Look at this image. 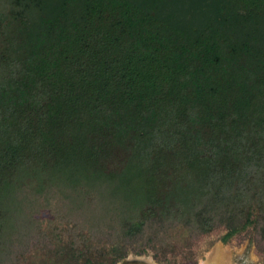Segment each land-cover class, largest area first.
Masks as SVG:
<instances>
[{
	"label": "trees",
	"instance_id": "1",
	"mask_svg": "<svg viewBox=\"0 0 264 264\" xmlns=\"http://www.w3.org/2000/svg\"><path fill=\"white\" fill-rule=\"evenodd\" d=\"M221 227L264 253V0H0V264Z\"/></svg>",
	"mask_w": 264,
	"mask_h": 264
},
{
	"label": "rangeland",
	"instance_id": "2",
	"mask_svg": "<svg viewBox=\"0 0 264 264\" xmlns=\"http://www.w3.org/2000/svg\"><path fill=\"white\" fill-rule=\"evenodd\" d=\"M47 213L44 211L43 214ZM227 230L223 227L215 229L209 233L204 234L197 243L192 247L193 258L190 261H183L180 257H170L168 259H161L155 254V250L148 247L144 252L137 253L130 251L131 255H142L147 258L154 257L162 264H191L205 260L207 257L229 258L231 264H264V253L257 249L254 235L249 231H243L238 235H234L225 239ZM45 255L48 258L44 260ZM59 258L53 253H42L35 257V260H30L25 264H55L54 259ZM175 258V262L173 260ZM57 262V261H56Z\"/></svg>",
	"mask_w": 264,
	"mask_h": 264
},
{
	"label": "flooded vegetation",
	"instance_id": "3",
	"mask_svg": "<svg viewBox=\"0 0 264 264\" xmlns=\"http://www.w3.org/2000/svg\"><path fill=\"white\" fill-rule=\"evenodd\" d=\"M114 264H162L158 262L153 256L150 258H147L142 255H131L128 254L122 258H120L118 261H116ZM191 264H231L229 258H220L217 257H207L203 261H197L195 263Z\"/></svg>",
	"mask_w": 264,
	"mask_h": 264
}]
</instances>
